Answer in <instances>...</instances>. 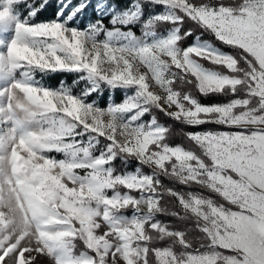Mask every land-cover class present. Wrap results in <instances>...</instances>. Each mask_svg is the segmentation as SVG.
I'll use <instances>...</instances> for the list:
<instances>
[{
    "label": "snow or ice",
    "instance_id": "obj_1",
    "mask_svg": "<svg viewBox=\"0 0 264 264\" xmlns=\"http://www.w3.org/2000/svg\"><path fill=\"white\" fill-rule=\"evenodd\" d=\"M92 6L0 0V264H264V0Z\"/></svg>",
    "mask_w": 264,
    "mask_h": 264
},
{
    "label": "trees",
    "instance_id": "obj_2",
    "mask_svg": "<svg viewBox=\"0 0 264 264\" xmlns=\"http://www.w3.org/2000/svg\"><path fill=\"white\" fill-rule=\"evenodd\" d=\"M74 2H76V0H74ZM112 2L117 4V8L118 10L124 9L128 6V4L130 3V0H112ZM23 6V5H21ZM94 6H95V0H93V6L90 7L89 9L86 10L85 12V16H84V20L81 23V27H83V24L86 23L89 20H94L96 19V13L94 11ZM55 4L51 5L50 7H48L44 12H42L39 15V19H48V18H52L54 16L55 13ZM157 11H159V9H157ZM105 23H108V20L105 19ZM163 30V29H162ZM191 41H189L190 43ZM74 79V76L72 75H63V74H56L51 76L50 78H46L45 83L51 85V86H58L59 82L61 80H65L68 83H71L72 80ZM114 99L119 102L122 99V93L117 92L115 94ZM202 102L204 103H212L214 100H223L225 98L223 97H216V98H203L201 97ZM159 119L162 122H165L169 125L172 126L173 128V136H172V143H183L185 145L189 144V142L185 139L184 133L188 132V131H195L197 129H193V128H188L186 126H182L179 125L171 120H169L167 117L163 116V114L158 113ZM118 167H123V165L118 164ZM135 165H131L130 168H134ZM145 171H147V169H145ZM167 183V181H165ZM161 220H165L168 221L170 218L168 217H160Z\"/></svg>",
    "mask_w": 264,
    "mask_h": 264
},
{
    "label": "rangeland",
    "instance_id": "obj_3",
    "mask_svg": "<svg viewBox=\"0 0 264 264\" xmlns=\"http://www.w3.org/2000/svg\"><path fill=\"white\" fill-rule=\"evenodd\" d=\"M21 9L23 10V6H21ZM36 264H50V261L47 258L38 257Z\"/></svg>",
    "mask_w": 264,
    "mask_h": 264
}]
</instances>
